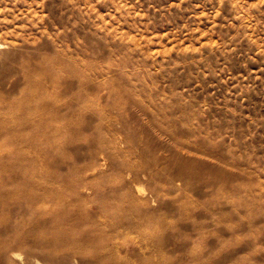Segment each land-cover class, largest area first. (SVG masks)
Returning <instances> with one entry per match:
<instances>
[{
  "label": "rangeland",
  "instance_id": "374dc122",
  "mask_svg": "<svg viewBox=\"0 0 264 264\" xmlns=\"http://www.w3.org/2000/svg\"><path fill=\"white\" fill-rule=\"evenodd\" d=\"M0 239L264 264V0H0Z\"/></svg>",
  "mask_w": 264,
  "mask_h": 264
},
{
  "label": "bare ground",
  "instance_id": "6f19581e",
  "mask_svg": "<svg viewBox=\"0 0 264 264\" xmlns=\"http://www.w3.org/2000/svg\"><path fill=\"white\" fill-rule=\"evenodd\" d=\"M0 252V259L10 254L21 256L23 252L28 257L33 255L31 249L28 247L26 242H24V239H0Z\"/></svg>",
  "mask_w": 264,
  "mask_h": 264
}]
</instances>
